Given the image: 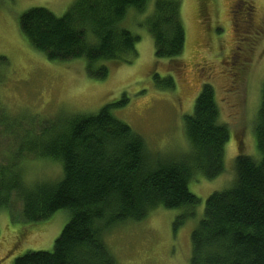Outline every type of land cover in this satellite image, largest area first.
I'll return each instance as SVG.
<instances>
[{
    "label": "trees",
    "instance_id": "trees-1",
    "mask_svg": "<svg viewBox=\"0 0 264 264\" xmlns=\"http://www.w3.org/2000/svg\"><path fill=\"white\" fill-rule=\"evenodd\" d=\"M147 1L74 0L60 16L31 7L19 16L18 26L48 60L83 59L86 73L103 79L106 61L130 63L136 57L139 36L121 23L130 9L144 11ZM139 25L151 34L156 58L183 52L179 0H154ZM154 79L157 86L174 87L170 75ZM114 105L95 113L64 112L39 125L25 120L36 115L3 114L10 127L25 124L16 149L0 163V209L9 208L15 197L25 223L46 220L59 209L69 215L50 251H25L11 264H117L103 241L106 231L140 220L158 206L184 208L174 228L182 225L199 202L188 181L223 172L229 130L220 122L211 84L201 85L192 112L182 118L187 147L169 155L149 152L144 138L112 113ZM253 131L260 158L238 153L232 184L206 198L190 235V264H264V82ZM27 156L58 162L60 179L24 180Z\"/></svg>",
    "mask_w": 264,
    "mask_h": 264
},
{
    "label": "rangeland",
    "instance_id": "rangeland-1",
    "mask_svg": "<svg viewBox=\"0 0 264 264\" xmlns=\"http://www.w3.org/2000/svg\"><path fill=\"white\" fill-rule=\"evenodd\" d=\"M73 1L0 0V163L16 149L25 124L10 127L3 114L36 115L25 120L39 125L64 112L95 113L105 104H115L112 113L144 138L149 152L176 153L187 147L183 116L192 112L201 85L211 84L229 139L223 172L213 179L197 174L188 181L199 198L194 215L174 228L184 208L158 206L103 235L117 264H190V235L206 198L232 184L238 153L260 158L253 127L264 82V0H179L185 44L176 58H156L151 34L139 25L153 9L154 0H148L144 11L130 9L121 23L139 36L136 57L130 63L106 61L103 79L89 76L83 59L48 60L19 30L25 10L44 7L60 16ZM156 74L160 80L172 76L174 87L157 86ZM23 164L28 182L56 181L62 175L61 165L48 159L27 156ZM21 209L15 197L9 208L0 209V264H11L28 250L50 251L69 217L59 209L46 220L25 223Z\"/></svg>",
    "mask_w": 264,
    "mask_h": 264
},
{
    "label": "bare ground",
    "instance_id": "bare-ground-1",
    "mask_svg": "<svg viewBox=\"0 0 264 264\" xmlns=\"http://www.w3.org/2000/svg\"><path fill=\"white\" fill-rule=\"evenodd\" d=\"M115 240V239H114Z\"/></svg>",
    "mask_w": 264,
    "mask_h": 264
}]
</instances>
